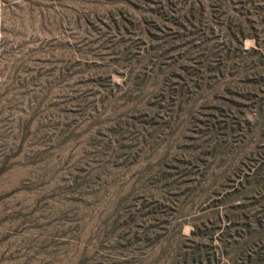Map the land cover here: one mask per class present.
<instances>
[{"label":"rangeland","instance_id":"1","mask_svg":"<svg viewBox=\"0 0 264 264\" xmlns=\"http://www.w3.org/2000/svg\"><path fill=\"white\" fill-rule=\"evenodd\" d=\"M241 10L0 0V264H255Z\"/></svg>","mask_w":264,"mask_h":264},{"label":"trees","instance_id":"2","mask_svg":"<svg viewBox=\"0 0 264 264\" xmlns=\"http://www.w3.org/2000/svg\"><path fill=\"white\" fill-rule=\"evenodd\" d=\"M242 10L238 19V35L241 41L247 38L254 40V47L249 51H243L241 55L242 70L244 71V83H250L246 79L250 75L252 86L253 109L255 110L257 124L264 126V0H241ZM249 6L248 10L246 6ZM251 11V12H250ZM251 69L250 71H248ZM264 144V143H263ZM258 162L254 175L257 178L256 193H264V145H258ZM257 233L255 236V251L252 258L255 264H264V223L263 217L257 218Z\"/></svg>","mask_w":264,"mask_h":264}]
</instances>
